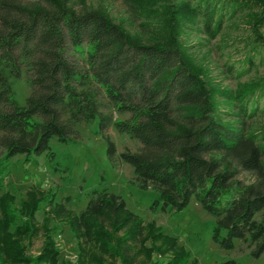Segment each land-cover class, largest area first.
<instances>
[{
    "label": "trees",
    "instance_id": "obj_1",
    "mask_svg": "<svg viewBox=\"0 0 264 264\" xmlns=\"http://www.w3.org/2000/svg\"><path fill=\"white\" fill-rule=\"evenodd\" d=\"M128 1L145 18L143 34L131 33L105 12L78 11L70 0H0V146L5 157L26 154L29 160L48 152L53 137L68 142L78 123L99 116L102 132L114 123L141 143L119 154L107 135V154L132 166L141 189L159 192L154 206L178 212L194 198L217 218L214 239L221 248L233 249L235 239H242L254 257H261L264 129L258 123L264 117V75L236 89H219L182 35L198 28L215 38L227 19L253 12L242 59L246 68L228 66L244 75L264 46V0ZM24 68L31 93L21 104L13 79ZM107 103L129 117L113 121L102 110ZM242 172L252 180L243 181ZM55 197L39 188L19 204L9 191L0 196V264L58 263L57 227L50 226L51 216L44 228L37 219L43 203L78 238L80 264H199L177 237L155 221L145 222L120 194L95 188L80 213ZM39 235L43 246L31 255ZM220 264L242 263L230 258Z\"/></svg>",
    "mask_w": 264,
    "mask_h": 264
},
{
    "label": "rangeland",
    "instance_id": "obj_2",
    "mask_svg": "<svg viewBox=\"0 0 264 264\" xmlns=\"http://www.w3.org/2000/svg\"><path fill=\"white\" fill-rule=\"evenodd\" d=\"M36 1V0H23ZM128 0H70V5L76 10H99L107 13L112 20L122 25L133 34L144 33L145 18L138 16L132 10ZM260 9L254 11L259 14ZM252 14L239 13L232 19H227L224 29L215 38H210L204 32L194 28L183 33L186 44L193 46L198 64L203 65L211 76L214 85L222 90H232L253 77L264 75V46L261 53L255 56V65L244 75L231 73L229 65L244 69L242 62L248 52L247 38L251 36ZM264 36V27L260 28ZM86 43L83 47L86 49ZM71 48L75 56L79 53ZM245 67H242V66ZM239 70V69H238ZM29 72L26 68L18 79H13V88L16 99L25 104L31 93ZM112 116L113 121L129 117V113L118 112L107 103L103 109ZM100 117L91 122H80L76 126V135L68 142H61L57 137L50 141L51 150L41 155L33 154L26 160V154H18L12 158L5 157V149L0 146V196L11 192L16 196L19 204L27 193L39 188L45 192H54L58 204H64L67 209L80 213L89 201L91 190L107 188L109 191L122 195L128 207L141 216L145 222L155 221L166 234L178 238L192 257L198 259L199 264H220L234 258L242 264H264V254L256 258L252 255L248 243L242 239H235V247L226 250L220 247L214 239L217 227V218L205 211L193 198L183 210L175 212L165 211L154 206L159 192L154 188L141 189L135 183V174L131 165L120 159L111 161L107 154V135L116 143L118 153L125 150H137L141 143L122 134L116 126L111 124L105 132L99 125ZM258 126L264 129V117L259 120ZM55 157L51 159L49 152ZM240 178L249 182L252 175L242 172ZM50 206L43 203L37 212V219L44 228L46 218H50V226L57 227L53 233L56 245L60 250L57 264H80L78 238H76L67 221L50 213ZM259 217V216H258ZM43 232V231H42ZM227 234L226 229L221 230ZM44 238L37 236L28 252L36 255L41 251Z\"/></svg>",
    "mask_w": 264,
    "mask_h": 264
}]
</instances>
